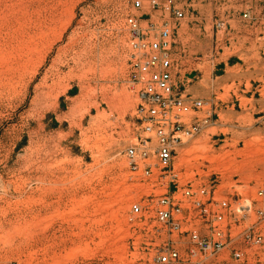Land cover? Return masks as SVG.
Here are the masks:
<instances>
[{
  "label": "rangeland",
  "instance_id": "rangeland-1",
  "mask_svg": "<svg viewBox=\"0 0 264 264\" xmlns=\"http://www.w3.org/2000/svg\"><path fill=\"white\" fill-rule=\"evenodd\" d=\"M135 1L0 0V264H264V242L238 260L190 236L212 238L196 200L237 212L264 186V0ZM129 16L171 22L175 82L212 111L160 181L125 154L142 129Z\"/></svg>",
  "mask_w": 264,
  "mask_h": 264
},
{
  "label": "built area",
  "instance_id": "built-area-1",
  "mask_svg": "<svg viewBox=\"0 0 264 264\" xmlns=\"http://www.w3.org/2000/svg\"><path fill=\"white\" fill-rule=\"evenodd\" d=\"M158 7L156 0L152 1ZM135 9L143 7L141 1H135ZM165 12L169 19L181 20L184 10L167 5ZM245 16H247L245 14ZM131 32V46L134 50V78L141 84L142 103L139 105L141 134L137 143L129 147L125 154L133 171H141L144 177L160 181L170 171L177 149L187 140L198 135L212 120L211 109L199 98L184 95L174 79V60L172 56L173 31L169 20L162 24H152L151 33L144 34L134 16L127 19ZM203 194L205 190L201 191ZM191 191L187 190L186 195ZM212 204L213 200H208ZM195 206L205 218L203 224L210 228L212 238L191 231V240L197 246L214 252L227 248L235 259L245 257L247 247H259L264 242V186L258 188L254 202L234 212L228 201L215 203L217 210L207 207L201 200ZM142 207L132 206V212L139 214ZM159 221L169 223L175 213L181 212L179 205L171 203L167 194L160 199L155 209ZM241 219L247 224L241 230ZM209 230V229H208ZM180 258L176 250L159 257L161 263H170Z\"/></svg>",
  "mask_w": 264,
  "mask_h": 264
}]
</instances>
